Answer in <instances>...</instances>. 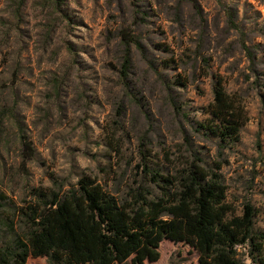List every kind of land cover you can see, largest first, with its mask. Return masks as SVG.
Returning <instances> with one entry per match:
<instances>
[{"label":"rangeland","instance_id":"374dc122","mask_svg":"<svg viewBox=\"0 0 264 264\" xmlns=\"http://www.w3.org/2000/svg\"><path fill=\"white\" fill-rule=\"evenodd\" d=\"M215 83L240 113L235 140L195 130L217 122ZM195 158L264 233V0H0V243L37 191L89 176L118 194L144 162L174 174ZM159 252L143 264H197L182 242Z\"/></svg>","mask_w":264,"mask_h":264},{"label":"trees","instance_id":"16d2710c","mask_svg":"<svg viewBox=\"0 0 264 264\" xmlns=\"http://www.w3.org/2000/svg\"><path fill=\"white\" fill-rule=\"evenodd\" d=\"M126 79L130 42L123 34ZM208 112L216 123L198 122L221 141L235 140L242 125L233 101L219 83ZM200 159L185 160L174 174L143 163L140 179L118 192L82 176L63 192L37 191L34 202L19 208L21 232L4 223L9 236L0 243V264H26L28 256L46 264H143L159 259L163 239L196 250L197 264H241L237 246L250 245V259L264 264V233L254 230V208L235 214L214 172ZM119 193H122L121 195ZM8 196L0 189V209ZM8 220V219H6Z\"/></svg>","mask_w":264,"mask_h":264}]
</instances>
